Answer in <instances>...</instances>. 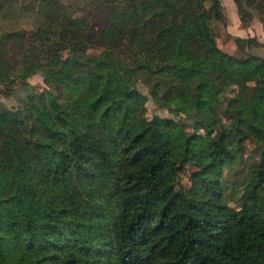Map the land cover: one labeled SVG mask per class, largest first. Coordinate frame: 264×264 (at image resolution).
<instances>
[{
    "label": "trees",
    "instance_id": "trees-1",
    "mask_svg": "<svg viewBox=\"0 0 264 264\" xmlns=\"http://www.w3.org/2000/svg\"><path fill=\"white\" fill-rule=\"evenodd\" d=\"M40 1L56 0H0V39L51 51L15 77L0 71L9 96L30 71L45 86L17 108L0 104V264H264V57L248 54L251 39L234 40L242 57L216 46L221 2L96 0L122 10L86 58L88 22L52 20ZM233 1L264 25V0ZM235 77L248 94L230 95ZM139 78L160 109L193 114L195 130L219 125L212 144L170 119L156 130ZM246 142L259 157L236 196L224 173ZM183 162L198 168L189 190L175 188Z\"/></svg>",
    "mask_w": 264,
    "mask_h": 264
},
{
    "label": "rangeland",
    "instance_id": "rangeland-1",
    "mask_svg": "<svg viewBox=\"0 0 264 264\" xmlns=\"http://www.w3.org/2000/svg\"><path fill=\"white\" fill-rule=\"evenodd\" d=\"M195 3L209 7V0H193ZM222 5L224 19L222 22L210 23L213 31L216 46L224 53L231 56L242 57L243 51L237 47L235 39H251L253 40V48L247 50L248 54L264 57V25L261 17L256 9L244 7L242 11H238L233 0H219ZM88 5V6H85ZM85 7V8H84ZM82 8V9H81ZM84 8V9H83ZM79 9V10H78ZM38 10L44 16L49 17L59 23H63L68 19L85 20L88 22L89 28V44L85 49L84 56L86 58L97 57L104 50V46L97 39L100 30L109 23L108 16L113 12L121 13V7L115 9H106L96 0H56L54 2H39ZM124 32V25H122ZM144 39H150V33H143ZM50 49L36 44L31 37L21 38H1L0 39V71L6 73L10 77H15L20 73L22 68H27L32 64H41L46 62L49 57ZM68 52L61 54L60 61H64L68 57ZM22 80L17 79L15 89L9 96L5 94L3 86L0 85V104L8 108H17L20 102L30 93H41L45 90L42 76L40 73L30 71L28 77ZM24 84V85H22ZM136 94L142 100L144 106L145 117L152 121L156 130L161 129L162 120L170 119L183 126L184 130L191 134L195 131L196 136L200 138L206 146H210L214 140L219 125L212 126L210 129L201 128L195 130V116L191 113L180 112L174 114L167 109H160L151 101L150 87L144 78L136 81ZM250 84L246 83L240 77H235L232 87L235 93H249ZM258 150L251 142H246L243 163L235 166V170H225L224 177L231 186L235 184L237 189L236 196H245L247 192L241 185L243 178L248 170V166L258 159ZM198 168L191 162H183L182 170L178 173L175 188L189 190L192 179L191 173ZM230 191V189H229ZM241 203V202H240ZM231 206H236L237 202L229 199Z\"/></svg>",
    "mask_w": 264,
    "mask_h": 264
}]
</instances>
